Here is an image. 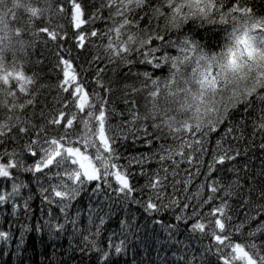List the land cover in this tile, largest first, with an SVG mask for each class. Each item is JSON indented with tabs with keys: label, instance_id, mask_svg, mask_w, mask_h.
<instances>
[{
	"label": "trees",
	"instance_id": "1",
	"mask_svg": "<svg viewBox=\"0 0 264 264\" xmlns=\"http://www.w3.org/2000/svg\"><path fill=\"white\" fill-rule=\"evenodd\" d=\"M166 2L21 0L16 7L0 0L9 25H0V76L13 74L7 84L0 80V168L9 173L0 176V264H247L236 245L264 264V231H257L264 225V103L250 97V104L229 107L202 153L193 150L199 133L168 127L198 122L195 103L178 90L195 93L193 69L203 70L201 56L210 61L229 47L244 48L230 35L243 38V13L221 23L219 15L195 8L174 14ZM74 4L81 5L77 20ZM235 4L226 0L223 11ZM240 6L251 8L254 19L264 17V0H241ZM129 35L135 41L125 45ZM249 36L259 47L264 31L250 29ZM123 46L131 53L118 51ZM153 48L147 55L152 63L144 62ZM61 59L70 62L75 80L64 82ZM77 85L83 92L76 93ZM101 110L108 151L95 119ZM200 116L207 119L203 105ZM52 140L57 143L50 151L60 156L35 171ZM189 142L193 147H182ZM68 148L89 159L97 179L74 178L78 165ZM225 149L234 158L215 163ZM117 174L132 191H119Z\"/></svg>",
	"mask_w": 264,
	"mask_h": 264
},
{
	"label": "snow or ice",
	"instance_id": "2",
	"mask_svg": "<svg viewBox=\"0 0 264 264\" xmlns=\"http://www.w3.org/2000/svg\"><path fill=\"white\" fill-rule=\"evenodd\" d=\"M16 7H19L21 4V0H13ZM145 3V0H137V6L143 7ZM226 0H185L184 3L177 4L175 3V0H167L166 6L167 8L172 9L174 14H178L184 7L188 8H195L199 13H203L207 15L208 13H212V15H219L220 22L226 23L227 22V15L241 12L243 13V38L241 36H236L233 32L230 34L231 36H234L236 44H243L244 48L242 50L236 49L235 47H229L228 50L222 54L221 57H212L209 61L207 58L201 56V60H205V65L203 67L202 71H197V69H193V73L195 75L194 83L198 86L195 93L193 94V91L191 88H180L178 91L187 93L191 100L195 103V110L197 113V120L198 122L193 126L189 124L187 121L181 122L180 127L173 128L172 125L169 123L168 127L173 132H184V133H190L191 135H196L197 133L200 134L201 139L196 140L194 142L195 147H193V143L189 142L186 145H182V147H193L194 151H200L201 153L205 150V138L208 137L211 133L215 132L217 128L219 127L220 123H222L228 116V110L229 107H235L237 103L243 102L246 105L250 104L252 101L249 100L250 97H255L262 103H264V37L261 38V43L259 47L254 46V44L251 42L252 37L249 36V30L250 29H256L260 28L262 31H264V17L260 19H254V13L251 8L248 7H241L240 3L241 0H236L235 6L230 7L229 11L226 13L223 11L225 8ZM74 20H77L80 15L81 5L80 4H74ZM28 12L31 13V15L34 17L36 16V10L35 9H27ZM158 14L163 15V13L160 12V9L155 10ZM8 13L0 14V25H3L5 28L9 27L8 22L6 21L5 17ZM13 18L15 19V15L13 14ZM233 19L235 20L236 17L233 16ZM173 25H175V21L173 19ZM215 22V21H213ZM80 23L82 21L76 23V27H80ZM131 22L128 20L124 21V25L130 24ZM124 25H121L123 27ZM20 29H17V35L20 34ZM42 32H47L49 37L52 39H56L57 35L56 33L50 32L48 29H41ZM114 31L117 33L120 32V29L117 28ZM98 33L93 31L91 33L92 36H96ZM160 40H164L163 36H157L155 37ZM80 41L82 42L84 37H79ZM153 37H149L147 41H141V45L149 43ZM135 41V37L132 35L128 36L127 41L125 42V45L131 44ZM187 43V41H185ZM109 48H112V45L109 44ZM120 52H127L131 53L132 49L123 46L120 49H118ZM137 51H139L137 49ZM157 51V49L153 48L151 51L147 54H145V61L146 63H152V61L147 60V55H151L152 52ZM188 57L186 56L184 60H187ZM183 61H181L182 63ZM61 64L65 65L66 67L62 69L63 71V77L65 78L64 82H67L68 79L75 80V75H70V69L71 64L68 60L61 59ZM199 64V61L197 62ZM215 66V71H213V67ZM2 67V65H0ZM154 67H160V65L157 63L154 65ZM173 67H177L176 62H173ZM179 69L177 68V72ZM13 74L11 72L5 73L3 76H0V80H3L5 84H7L8 77L12 76ZM145 77H149V73L143 74ZM177 73H173V77H175ZM17 80L25 79L23 74H17L16 75ZM152 83L155 85L157 81L153 80ZM185 84H188L189 81H184ZM23 90V89H22ZM65 91H68V89H64ZM83 92V88L80 85L76 86V93ZM226 93H230L228 96L227 101L225 102L224 97ZM11 94V93H9ZM150 95L156 96V92H151ZM32 101L29 100L28 104H31ZM87 103V94L84 96L79 97V103L78 107L80 110H84V106ZM203 105L204 107V116L207 117V119H203L200 116V106ZM6 106V105H5ZM192 104H188L187 107H192ZM20 107H24V105H20ZM185 105H181V109H184ZM91 115V113H89ZM97 121H99V127H98V135L100 138L101 143L105 147V151L109 150L108 141L111 138L105 137V115L104 111L101 110L99 115L95 117ZM50 123H59L57 120L50 121ZM68 124L71 125L72 121L69 120ZM156 127H159V125H156ZM261 129H264V123H261L260 125ZM21 132L25 131V129L21 128ZM233 129H229V133H231ZM49 143V148H42V151L44 153V158L40 160L39 163L35 165V171L41 170V164L45 168L49 167L54 163L55 157L60 156L59 151H55V154L53 155L50 149H52V146L56 145V141L52 140ZM261 147H264V145H261ZM230 149H225L224 154L219 155L217 158H215V163L223 164L225 160H231L234 158L233 155L229 154ZM67 152L69 155L73 154L74 149L68 148ZM35 155V153H32ZM163 160L164 157H161ZM12 165H9L11 167ZM211 167V165H210ZM32 170V169H28ZM9 173L4 169L0 168V176L7 177ZM84 176L87 180L92 181L97 179V175L94 172H88L87 170L84 172ZM79 178V177H78ZM117 181L120 183L121 187L119 188V191H132V188L130 187L129 183H125L128 181L121 175H116ZM155 187V185H152ZM213 192L216 191L215 188L212 189ZM57 195H60V193H56ZM261 196H264V192L261 193ZM148 206L150 209H153L155 205L153 203H148ZM216 226L219 227L221 230L224 229V224L221 223L219 219L216 220ZM200 225H195L194 229L199 228ZM257 231H264V225H261L258 227ZM216 239L219 241L220 237L217 236ZM236 250H239L242 255L241 259H244L247 261V264H255V262L251 259V257L248 256L247 252H244V250L241 248L240 245L235 246Z\"/></svg>",
	"mask_w": 264,
	"mask_h": 264
},
{
	"label": "rangeland",
	"instance_id": "3",
	"mask_svg": "<svg viewBox=\"0 0 264 264\" xmlns=\"http://www.w3.org/2000/svg\"><path fill=\"white\" fill-rule=\"evenodd\" d=\"M73 154L75 156V161L77 162L78 165V172L75 173L74 178H77L79 176H81L82 178H86L84 176V172L86 170L88 172H94L97 175V171L95 170V168H93V165L85 155L81 153H77L75 150Z\"/></svg>",
	"mask_w": 264,
	"mask_h": 264
}]
</instances>
